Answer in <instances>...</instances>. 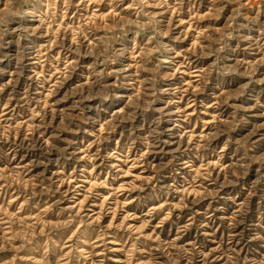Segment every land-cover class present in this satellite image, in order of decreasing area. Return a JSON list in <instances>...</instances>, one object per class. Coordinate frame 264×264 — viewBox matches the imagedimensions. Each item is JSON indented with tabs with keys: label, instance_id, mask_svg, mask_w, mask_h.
I'll return each mask as SVG.
<instances>
[{
	"label": "rangeland",
	"instance_id": "374dc122",
	"mask_svg": "<svg viewBox=\"0 0 264 264\" xmlns=\"http://www.w3.org/2000/svg\"><path fill=\"white\" fill-rule=\"evenodd\" d=\"M0 264H264V0H0Z\"/></svg>",
	"mask_w": 264,
	"mask_h": 264
}]
</instances>
